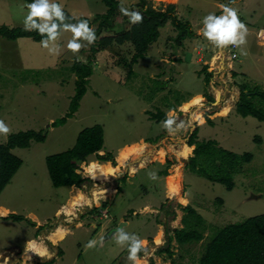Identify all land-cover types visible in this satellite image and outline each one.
Here are the masks:
<instances>
[{"label":"rangeland","instance_id":"rangeland-1","mask_svg":"<svg viewBox=\"0 0 264 264\" xmlns=\"http://www.w3.org/2000/svg\"><path fill=\"white\" fill-rule=\"evenodd\" d=\"M136 1L122 2L127 7ZM171 1L150 0L148 3L161 11L165 4H175L173 14L178 20L190 23L197 37L187 38L179 51H173L170 38L176 31L167 21L160 27L159 37L150 44L144 59L134 64L131 62L134 49L129 42L101 47L91 53V45L81 41L85 46L74 54L66 48L72 34L60 30L57 39L49 41V48L58 47L60 54L57 56L32 38L8 40L0 37V120L8 125L10 133L27 129L46 132L43 142H32L27 148L12 150L23 163L0 193V206L9 208L8 212L0 208V261L5 253L10 258L18 254L22 260L27 250L22 238L27 234L30 237L41 234V228L33 227L30 213L39 220L46 219L45 225L50 229L58 225L53 214L59 203L65 202L69 186H52L46 156L70 149L77 133L95 124L103 129L104 150L99 154L109 151L113 160L101 161L91 154L77 167L76 172L82 177L90 178L89 167L105 181L102 184L100 179L90 178V182L79 187L84 194L80 192L72 197L68 206L63 204L65 212L72 209L83 212L86 225L72 236L78 239L80 246L77 248L75 241L70 245L71 237L61 242L58 250L63 249L66 255L55 262L131 264L128 259L131 240L123 245L116 243L117 229L123 228L130 237L135 234L145 242L146 251L138 257L139 262L145 261L143 264H197L203 245L212 235L211 228L264 213V122L251 116L241 117L235 110L241 86L254 93L256 88L264 91V0H236L228 5L236 9L248 29L246 43L236 47L238 57L232 62L227 54L228 45L215 48L198 34L203 27V17L209 13L217 15L218 0ZM55 2L75 18L90 22L106 11L101 0ZM26 4L29 3L23 0H0V23L23 27ZM90 27L96 28L97 22H92ZM193 48L198 50L192 51ZM182 52L190 53V57H182ZM76 62H89L92 68L86 91L74 115L63 125L52 126L51 122L68 110L75 92L79 76L71 70V65ZM128 65L133 68L131 75H127ZM206 73L212 74L209 81L204 79ZM171 90L177 91L176 95ZM196 93L201 97H193ZM175 96H183L180 100L183 101L176 102ZM157 109L166 112V119H174L171 130L163 126L166 119L155 122L150 118L148 111L156 112ZM196 128L197 141L211 139L218 146L239 154L242 163L240 170L233 174L232 188L190 171L188 160L193 155L194 145L187 151L178 145L187 143ZM7 136L0 134V143ZM135 155H145L147 161L132 163ZM82 164L89 166L82 171ZM110 164L115 167L111 168ZM151 165H155L154 169H150ZM164 170L167 175L162 178ZM151 173H155V179L149 175ZM104 184L114 185L118 190L96 192L97 203L83 205L89 201L86 195L90 196L95 186ZM180 191L183 199L175 197ZM166 194L176 201H166L163 198ZM162 201L171 205L167 209L173 210L174 216L159 209ZM188 204L202 215L207 225L203 240L186 245L172 241L171 254L158 253L157 249L165 246L166 224L168 234L183 227L181 207ZM11 213L26 219L13 221L7 218ZM91 222L97 225L96 229L104 228L103 232L114 235L113 238L108 237L107 241L104 234L98 238ZM63 233L59 230L53 235L62 237ZM90 237L96 239L91 248L86 246ZM157 240L163 243L158 245ZM28 248L48 255L46 247L37 240L29 241Z\"/></svg>","mask_w":264,"mask_h":264},{"label":"trees","instance_id":"trees-1","mask_svg":"<svg viewBox=\"0 0 264 264\" xmlns=\"http://www.w3.org/2000/svg\"><path fill=\"white\" fill-rule=\"evenodd\" d=\"M23 1L28 3L32 2V0ZM122 1L123 0H101V2L106 5V11L102 14H97L91 22L88 21L89 26L92 22H97V27L94 28L96 41L90 46L91 53H96L101 47L129 42L133 45L134 49L131 58V62L134 64L144 57L149 45L157 41L159 29L163 27L167 21L171 22L176 31L175 36L170 38L172 39V45H174L173 51H175L177 47L182 46L186 38L197 37L190 23L178 20L173 14L175 5L172 3L167 4L164 11H161L154 9L151 4L148 3L150 0H137L127 7H124ZM164 1L172 2L171 0ZM120 7L127 8L129 11H139L143 16V22L138 24L131 23L129 17L123 15L119 11ZM63 11L66 17L69 18L65 21L66 23H76L78 20L82 19L80 17L75 18L64 8ZM36 31L35 29L32 31H25L22 26H11L0 23V37L8 40L32 38L34 41L40 42L42 38H47V33H44V37H42ZM59 31L60 29H58V33ZM104 32H107V34ZM88 63L76 62L71 65V70L79 76L75 82V92L69 102L68 110L63 116L52 121V126L63 125L67 118H71L76 112L79 101L86 91L89 76L91 75L92 68ZM221 67L222 70H225L223 66ZM131 74H133V68L131 65H128L127 75ZM211 75V73H206L204 77L205 81H209ZM171 91L173 95H176L177 91ZM239 91V99L235 109L236 113L241 117L251 116L260 122H264V91H260L256 88L257 92H250L251 90H246L245 86H241ZM156 92L161 91L160 89H156ZM182 97L183 96H175V101L182 102L183 100L180 101L183 99ZM208 99L211 98L208 96ZM163 102L166 103V100ZM168 105L173 107L172 104ZM148 113L150 118L155 122L167 118L166 112L160 109H157L156 112L148 111ZM207 121L210 124L212 123L209 119H207ZM197 132L198 129L196 128L190 134L187 140L188 146L186 143L178 145L181 146L184 151H187L191 148V145H194L193 155L188 160L190 171L204 179L220 182L221 184L223 183L227 185L228 189L232 188L233 174L240 170L242 163L239 154L218 146L217 142L211 139L197 141ZM45 139L46 132L43 130L36 131L27 129L10 133L6 140L0 143V193L23 163L22 159L15 155L12 150L16 147L27 148L32 142H43ZM103 141L102 126L95 124L80 130L77 133L75 144L70 149L46 156L45 163L52 186L55 188L62 186H75L79 188L85 182H90V178L82 177L81 174L76 172V169L86 160L87 156L91 154L96 155L97 159L101 161L113 160L112 153L109 151L99 154V151L103 149ZM143 154L146 153L144 152ZM141 157L142 155H135L132 163L140 161ZM166 163L169 164L170 161L166 160ZM87 166L89 165L82 164V171L86 170L85 167ZM111 166L112 168L115 167L113 165ZM130 170H132V168ZM87 172L91 178L100 179L89 167L87 168ZM161 173H163L162 175H167L165 170ZM112 175L114 176V173ZM100 180L102 184L105 181L104 179ZM111 189L115 190L111 184L95 186L90 196L85 194L89 201L83 205L90 204L93 201L97 203L96 192H107ZM180 196L181 191L180 194L175 197L179 198ZM180 199L183 198L180 197ZM172 200L176 201V199ZM218 200L222 201L220 198H218ZM168 207H170V205H166V201L162 202L160 205V209L163 213L168 214L171 212L172 216H174L175 212H173V210L169 211L167 209ZM181 209L184 211L181 216L183 227L175 228L171 234H168L169 226L166 224L164 229L166 233L165 246L159 247L157 249L158 253L166 252L171 254L170 247L172 241L176 242L178 245H186L187 243L191 244L203 240L204 230L207 225L202 215L189 204L182 206ZM7 218H11L13 221L26 219L14 213L9 214ZM7 218L5 217L4 219ZM157 220L159 222L161 221V219ZM59 230H62V228L55 230V233ZM211 230L212 235H210V239L207 242L203 241L206 243L205 246L203 245L204 249L197 258V264H264V213L249 216L240 222L228 223L224 226L211 228ZM113 236L114 235H112L111 238H113ZM37 241L41 242V240ZM145 251L143 247L137 255L142 256ZM2 259L3 261L0 262V264H4L10 257L5 253L1 260Z\"/></svg>","mask_w":264,"mask_h":264},{"label":"clouds","instance_id":"clouds-1","mask_svg":"<svg viewBox=\"0 0 264 264\" xmlns=\"http://www.w3.org/2000/svg\"><path fill=\"white\" fill-rule=\"evenodd\" d=\"M218 2L221 6H217L219 11L216 14L218 16L214 13H209L204 16L202 19L203 27L200 28L198 34L202 35L215 48L222 49L228 45L227 54L232 62L233 59L230 58L229 48L231 45L235 46V49L236 47L244 45L246 43L248 29L239 19L236 9L228 6L235 2V0H218ZM166 5L167 4L164 5V8ZM24 7L27 9L22 21L24 30L32 31L35 29L42 37H44V33H47V38H42L40 44L43 48L48 49L49 53L53 55L58 56L60 54L58 47L56 49L49 48V41H55L59 35L58 29L72 34L71 39L67 41L66 48L74 54L79 52V50L85 46L81 41H86L88 45H91L96 41L95 29L89 26L88 20H78L76 23H66L65 21L69 18L66 17L65 12L63 11V6L56 3L55 0H32L31 3L26 4ZM119 11L123 15L128 16L130 22L133 24L143 22V16L139 11H129L124 7H120ZM242 54L246 55V53ZM144 57L141 59H144ZM230 69H232V67ZM174 122V119L168 118L163 122V126L164 128L171 130ZM10 131L11 129L8 125H6L3 120H0V134L7 136L10 134ZM150 175L155 179V173H151ZM127 240H131V243L128 246V259L132 261L133 264H139L137 253L142 250L145 242L137 235L133 234L130 237L123 228H118L116 243L123 245ZM156 243L159 245L162 244L163 241L157 240ZM94 244L95 241H89L86 246L91 248Z\"/></svg>","mask_w":264,"mask_h":264},{"label":"crops","instance_id":"crops-1","mask_svg":"<svg viewBox=\"0 0 264 264\" xmlns=\"http://www.w3.org/2000/svg\"><path fill=\"white\" fill-rule=\"evenodd\" d=\"M236 1V0H235ZM243 1V0H241ZM244 4V3H243ZM245 5V4H244ZM221 7V6H220ZM187 41V38L185 39ZM184 40V41H185ZM209 42L207 43L206 46H208ZM180 47V46H179ZM179 47L176 48V50L179 51ZM181 48V47H180ZM198 49L197 48H193L192 51H197ZM200 50V49H199ZM207 50L209 51V49L207 48ZM182 57L184 58H189L190 57V53L187 54L186 52H182ZM212 55V53H211ZM198 59H201V56L198 57ZM196 96H199L201 97V95H199V93H196L193 95V97H196ZM204 96V95H203ZM192 97V98H193ZM203 98V97H202ZM131 143V142H130ZM133 143V142H132ZM131 143V144H132ZM123 151V150H122ZM121 151V154L124 153ZM119 156H120V153H119ZM141 160L143 162L147 161V159H145V155H143L141 157ZM100 164V163H99ZM111 166V165H110ZM154 166L155 165H151L150 166V169H154ZM112 168V167H111ZM170 173V172H169ZM89 175V174H88ZM150 175V174H149ZM165 175H163L162 178H164ZM90 177V176H89ZM91 178V177H90ZM184 179V177H182ZM114 186V185H113ZM59 188V187H58ZM117 191V188L115 189V192ZM82 192V190L78 187H75V186H69V190H68V195L65 199V202H61L59 203V205L57 206V208L55 209L54 211V217L56 216V219H54V221H56L58 223V225L55 227V228H48L45 224H46V219L42 218V219H38L37 216L33 213H30V217L34 220L33 223H34V226L35 228H41V234L40 235H35V236H28L25 235L23 238H22V241H24L26 243V253L24 254L25 250L23 251V254H24V258L21 260V258L18 257V254H15L16 256H11L10 260H7L4 264H39V263H48V264H58L59 261L55 262L56 260L60 259V258H63V256H65V252L63 251V249L61 250H58V246L60 245L61 242H65L66 239H69L71 237L72 241L69 242L70 245L73 244V242L75 241V243H78L77 244V248L78 246H80V243L77 242L78 239L76 237H72L73 235L79 233L81 230L80 229H84L85 227V223L82 219V213H79V211L75 212L74 209L72 210H67V212H65L62 208L63 204H66L68 206V203H69V200L72 199V197L76 196L78 193ZM166 193V192H165ZM164 199L168 198V200H170V198L166 195L163 196ZM164 202V201H162ZM161 202V203H162ZM160 203V205H161ZM159 205V206H160ZM167 205V204H166ZM76 205H73L72 207H74L75 209H77L75 207ZM147 206V205H145ZM0 208H3L5 209V211H9V208L8 206L6 205H1ZM69 208V207H68ZM0 212H1V209H0ZM2 213V212H1ZM135 213V212H134ZM70 220H74L72 222H70ZM49 224V223H48ZM62 224V225H61ZM90 224H92V228L96 229L97 225L93 222H91ZM50 225V224H49ZM40 226V227H39ZM62 226V227H61ZM64 226V228H63ZM67 227V228H66ZM58 228H62V231L64 230V233L62 235V237L60 236H57V235H53L55 234V230H57ZM103 229L104 228H99V229H96L97 230V233L96 235L98 236V238L101 236H103L104 232H103ZM106 229V228H105ZM76 230H78V232H76ZM111 236H109V238L111 239ZM93 237V236H92ZM92 237H90L89 241H96V239H93ZM41 238V239H40ZM35 241V240H41L42 242V245L46 247V250L48 252V255H40L38 252L34 251L32 248H28V243L29 241ZM109 239H107L108 241ZM88 241V242H89ZM106 241V242H107ZM23 242V243H24ZM88 244V243H87ZM86 244V245H87ZM66 247H70L69 245H66ZM8 253V252H7ZM2 254V253H1ZM23 254L21 255V257H23ZM106 254H109L106 252ZM10 257V256H9ZM139 257V255H138ZM78 258V257H77ZM139 259V258H138ZM141 260H144V258L142 257ZM63 261V260H61ZM2 262V261H0ZM55 262V263H54ZM145 261L143 262H139L140 263H144ZM60 264V263H59ZM131 264H133V262H131Z\"/></svg>","mask_w":264,"mask_h":264},{"label":"built area","instance_id":"built-area-1","mask_svg":"<svg viewBox=\"0 0 264 264\" xmlns=\"http://www.w3.org/2000/svg\"><path fill=\"white\" fill-rule=\"evenodd\" d=\"M229 51H230V58L234 59L237 57V53L235 52V46L231 45Z\"/></svg>","mask_w":264,"mask_h":264},{"label":"water","instance_id":"water-1","mask_svg":"<svg viewBox=\"0 0 264 264\" xmlns=\"http://www.w3.org/2000/svg\"><path fill=\"white\" fill-rule=\"evenodd\" d=\"M172 202H173V201H172ZM109 236H110V235H109L108 231H105V232H104V237H105L106 239H108Z\"/></svg>","mask_w":264,"mask_h":264},{"label":"flooded vegetation","instance_id":"flooded-vegetation-1","mask_svg":"<svg viewBox=\"0 0 264 264\" xmlns=\"http://www.w3.org/2000/svg\"><path fill=\"white\" fill-rule=\"evenodd\" d=\"M165 192H166V189H165ZM172 201V199H170ZM166 201H169L168 198H166ZM168 205V204H167ZM171 206V205H170ZM160 209V208H159Z\"/></svg>","mask_w":264,"mask_h":264}]
</instances>
